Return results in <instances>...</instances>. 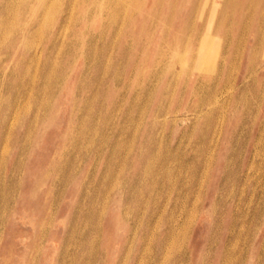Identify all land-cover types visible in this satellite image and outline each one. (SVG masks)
I'll return each instance as SVG.
<instances>
[{
  "label": "rangeland",
  "instance_id": "374dc122",
  "mask_svg": "<svg viewBox=\"0 0 264 264\" xmlns=\"http://www.w3.org/2000/svg\"><path fill=\"white\" fill-rule=\"evenodd\" d=\"M263 12L0 0V264H264Z\"/></svg>",
  "mask_w": 264,
  "mask_h": 264
},
{
  "label": "bare ground",
  "instance_id": "6f19581e",
  "mask_svg": "<svg viewBox=\"0 0 264 264\" xmlns=\"http://www.w3.org/2000/svg\"><path fill=\"white\" fill-rule=\"evenodd\" d=\"M75 1V0H74ZM257 1V0H256ZM13 2V1H12ZM17 2V1H16ZM73 2V1H72ZM74 3V2H73ZM257 3V2H256ZM226 6V5H225ZM255 6V5H254ZM49 7V6H48ZM73 7V6H72ZM71 7V8H72ZM254 8V7H253ZM263 8V7H262ZM246 9V8H245ZM248 10V9H247ZM9 11V10H8ZM12 11V10H11ZM71 11V10H70ZM69 11V12H70ZM252 11V10H251ZM7 12V11H6ZM72 12V11H71ZM248 12V11H247ZM45 14H46V12H45ZM195 15V14H194ZM263 15H264V12H263ZM250 16H251V14H250ZM249 18V17H248ZM246 19V18H245ZM250 20H251V18H250ZM122 22V21H121ZM249 22V21H248ZM246 23V22H245ZM5 27V26H4ZM246 27V26H245ZM243 28V27H242ZM5 29V28H4ZM4 33V32H3ZM238 49V48H237ZM40 50V49H39ZM36 51V50H35ZM238 52V51H237ZM36 55V54H35ZM35 57V56H34ZM37 57H39V56H37ZM234 60V59H233ZM182 65V64H181ZM234 65V64H233ZM212 69V68H211ZM205 70H207V69H205ZM210 70V69H209ZM232 70V69H231ZM26 73H28V70H26L25 71ZM210 72V71H209ZM214 72V71H213ZM220 72V71H219ZM215 73V72H214ZM246 78H247V76H246ZM228 80V79H227ZM35 82H33V84H34ZM22 84H24V82H23V80H22ZM39 86V85H38ZM223 89V88H222ZM39 90V89H38ZM228 90V89H227ZM41 91V90H40ZM173 93V92H172ZM171 98V97H170ZM214 98V97H213ZM225 98V97H224ZM206 100H207V98H206ZM208 100H210V99H208ZM223 101H225V100H223ZM229 101V100H228ZM206 102H208V101H206ZM210 102V101H209ZM214 102V101H213ZM212 102V103H213ZM217 104V103H216ZM215 104V105H216ZM209 105H211V104H209ZM213 105H214V103H213ZM210 107V106H209ZM12 109V108H11ZM10 109V110H11ZM209 109V108H208ZM221 109H222V107H221ZM205 110V109H204ZM200 112H201V110H199ZM212 111V110H211ZM207 112V111H206ZM210 115V114H209ZM167 116V115H166ZM163 120V119H162ZM183 121V120H182ZM175 122V121H174ZM219 129V128H218ZM219 133V132H218ZM260 134V133H259ZM162 135V134H161ZM259 136V135H258ZM256 141H258V140H256ZM211 143V142H210ZM260 143V142H259ZM257 144V143H256ZM209 147H210V145H209ZM169 164V163H168ZM252 165V164H251ZM253 166H254V164H253ZM256 166V165H255ZM205 172V171H204ZM246 174H247V172H246ZM252 174V173H251ZM202 180V179H201ZM256 182V181H255ZM201 184V183H200ZM263 185V184H262ZM198 192V191H197ZM242 193V192H241ZM240 194V193H239ZM261 194V193H260ZM195 199V198H194ZM251 199V198H250ZM166 201V200H165ZM193 202V201H192ZM237 207V206H236ZM163 208V207H162ZM247 209V208H246ZM180 210V209H179ZM123 212H124V209H123ZM156 220V219H155ZM180 223H181V221H180ZM177 229H178V226H177ZM133 236V235H132ZM182 236V235H181ZM172 237V236H171ZM148 238H149V236H148ZM132 239V238H131ZM130 242H131V240H130ZM169 242V241H168ZM144 251V250H143ZM165 252V251H164ZM140 256H141V254H140ZM236 257V256H235ZM163 259V258H162ZM162 259H160V261L162 260ZM161 263V262H160Z\"/></svg>",
  "mask_w": 264,
  "mask_h": 264
}]
</instances>
